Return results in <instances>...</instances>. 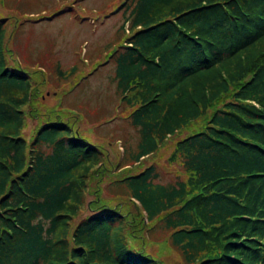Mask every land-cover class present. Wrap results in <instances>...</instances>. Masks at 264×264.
I'll list each match as a JSON object with an SVG mask.
<instances>
[{"label":"trees","instance_id":"1","mask_svg":"<svg viewBox=\"0 0 264 264\" xmlns=\"http://www.w3.org/2000/svg\"><path fill=\"white\" fill-rule=\"evenodd\" d=\"M123 8L129 38L110 59L140 140L113 168L60 110L24 137L41 91L9 63L0 23V264H161L145 249L158 225L185 264H264V0ZM57 72L68 81L79 71ZM173 139L186 180L163 183L156 164L137 169Z\"/></svg>","mask_w":264,"mask_h":264},{"label":"rangeland","instance_id":"2","mask_svg":"<svg viewBox=\"0 0 264 264\" xmlns=\"http://www.w3.org/2000/svg\"><path fill=\"white\" fill-rule=\"evenodd\" d=\"M128 0H0V23L8 30V45L14 60L39 82L41 93L26 109L29 117L24 137L32 140L45 114L53 109L63 112L64 120L78 132L105 149L107 168L121 164L125 150H136L140 135L129 116L133 109L122 102L114 81L116 64L110 59L115 47L125 44L127 30L120 28L127 19L123 6ZM128 28V26L126 27ZM57 66L65 72L78 68L68 81L61 78ZM42 71V80L36 79ZM37 84V83H34ZM182 138V137H181ZM180 138V139H181ZM169 141L160 151L143 161V170L156 164L162 172L163 183L177 178L186 180L188 174L180 161H171L176 142ZM129 168V167H127ZM115 174V173H113ZM112 177L103 179L106 198H112L107 185ZM92 198L89 197L88 201ZM131 204V205H130ZM123 202L125 212H140L137 202ZM89 214L85 213L84 216ZM78 222V220H77ZM148 224V223H147ZM156 226L154 224L153 228ZM146 253L161 264H185L179 251L170 244V235L158 225L145 232Z\"/></svg>","mask_w":264,"mask_h":264}]
</instances>
